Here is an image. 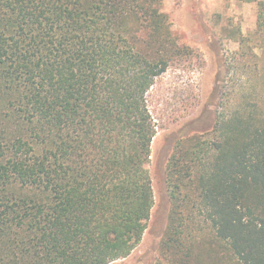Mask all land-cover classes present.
Returning a JSON list of instances; mask_svg holds the SVG:
<instances>
[{
	"label": "trees",
	"instance_id": "1",
	"mask_svg": "<svg viewBox=\"0 0 264 264\" xmlns=\"http://www.w3.org/2000/svg\"><path fill=\"white\" fill-rule=\"evenodd\" d=\"M161 4L0 0V264H111L141 241L146 97L196 57ZM207 135L173 145L161 250L173 264H264V103L218 115ZM197 208L226 257L190 228Z\"/></svg>",
	"mask_w": 264,
	"mask_h": 264
},
{
	"label": "rangeland",
	"instance_id": "2",
	"mask_svg": "<svg viewBox=\"0 0 264 264\" xmlns=\"http://www.w3.org/2000/svg\"><path fill=\"white\" fill-rule=\"evenodd\" d=\"M264 0H162L179 41L195 53L157 78L146 100L156 123L150 163L154 206L141 241L125 258L111 264H173L161 244L171 208L165 182L167 160L179 139L207 135L218 115L264 103V19L257 16ZM263 18H264V10ZM262 19H260V22ZM206 137V139H207ZM194 210L195 230L212 234ZM226 257L222 245H214Z\"/></svg>",
	"mask_w": 264,
	"mask_h": 264
}]
</instances>
